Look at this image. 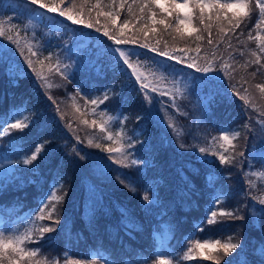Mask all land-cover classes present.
<instances>
[{
    "label": "trees",
    "instance_id": "1",
    "mask_svg": "<svg viewBox=\"0 0 264 264\" xmlns=\"http://www.w3.org/2000/svg\"><path fill=\"white\" fill-rule=\"evenodd\" d=\"M56 2L59 3V0ZM255 2L252 0L253 6ZM119 3L120 0H116L115 4L112 0H64L61 7L68 8L74 4V11L82 12L83 19L93 23L98 20L95 27L103 30L106 26L113 33L127 20L129 23L124 29L125 37L139 36L140 43L148 42L159 49H164L167 44L170 52L173 48H184L185 52H172L182 61L197 58L203 65L206 59H213L212 52L215 49V62L220 64L226 60L230 65L228 72L233 79L218 71L210 74L213 83L205 88L201 83L202 73L187 68L184 62L177 64L175 60L169 61L166 57L157 56L137 44L125 47L138 51V55L148 61H167L177 70L183 71L190 77V92L179 95L163 89L169 94L161 96L158 92L140 90L134 77L128 79L126 74L117 70L115 57L111 55L104 57L110 63L99 76L94 70L88 71L79 65L74 66L75 71L68 72V79L65 80L54 72L49 74L45 67V75L54 78L50 79L53 88L47 89L26 62L30 53L24 38L28 33L21 24L25 23L31 10L25 11L27 5L22 4L21 0H3L0 4V19H13L17 27L12 35L20 33L21 47L17 49L6 38L0 37V113L14 111L15 107L21 111L27 108L36 116L39 124L23 132L14 131L10 137L0 139V154L15 151L14 159L17 154L22 158L42 138L54 137L56 145L51 160L36 162L39 172L35 176H31L27 169L22 172H15L14 169L13 174L7 178L0 177V208L4 209V220L9 222L8 214L11 213V221L16 222L12 226L23 230L24 226H28L25 218L32 216L35 219L33 212L45 202L44 198L51 190L64 196L54 214L61 219V226L57 231L45 234V240L40 241V245H44L41 255L59 259L61 264L65 253L72 259L96 258L95 254L100 253L113 264H139L141 260L151 264L160 247V239L155 237V231L165 237V246L171 254L168 258L172 259L173 264H211L202 259L185 261L183 253L194 239H200L201 242L204 238L226 240L228 235L237 233L239 235L236 239L246 245L239 259H247L249 264H264V258L255 251L264 242V234L250 227L241 229L247 217L262 207L252 197L264 196V160L260 158V148L264 145V94L255 87L264 84V68L257 71L259 65L248 63L254 59L250 52L258 51L255 36L257 33L264 35V25L261 29L255 28L259 10L255 9L241 28L235 30V34L228 32L223 41L221 36L224 34L219 32L215 23L209 36L196 20L193 23L202 29L201 32L191 33L184 40H173L162 25H151L146 15L143 20L138 19L141 14L133 0H125L123 9L119 8ZM97 4L99 8L95 7ZM129 5L133 6L132 15L128 13ZM99 11H119V16L113 24L108 17L97 16ZM156 11L159 12V9ZM56 17L57 20L52 24L65 35L67 41L79 33L84 39H89L79 51L78 58H84L85 50L91 52L92 49L104 46L106 49L102 48L100 52L110 53L111 48L116 46L102 35V31L97 33L95 28L85 29L81 24H72L71 21ZM145 24L157 28L155 33L148 32L146 39L142 32H137ZM197 35H202L204 39L197 41ZM249 35L252 36L251 40ZM209 38L213 40V45H208ZM42 39L39 58L52 56L54 67L57 51L61 48L60 40L54 37ZM157 41H160L158 45ZM229 43L231 47H228ZM197 47L200 48L199 53L195 50ZM73 54L76 56L75 52ZM32 59L36 60L37 57ZM261 64H264V55ZM37 68L39 70V65ZM253 72H256L255 77L250 75ZM198 83L203 91H193ZM231 84H236L241 94L244 88L248 89L249 105H244L239 96L233 93ZM109 86H114L109 93L112 99L100 105L97 111L103 110L106 116L113 117L112 121H115L110 128L113 134L123 130L136 143L134 149L128 150L129 162L139 158L146 161V165L122 168L111 163L105 151L88 145L89 139L94 143L100 142L105 148L119 145L103 139L104 134L100 133L98 127L101 119L91 115V109L95 106L85 103L90 98L102 96ZM145 94L154 97L152 104L144 99ZM49 95L53 99H48ZM77 107L86 115L81 117L76 111ZM149 109L151 115L147 114ZM61 115L64 119L60 118ZM138 116L142 117L139 121L136 120ZM124 117L128 119L121 125L120 121ZM81 119H87L89 123L97 119V126L90 128L82 124ZM246 121L251 131L244 128ZM169 122L174 124L175 132L167 127ZM227 129L241 133L233 144L238 146L237 151H244L245 155L237 156L231 165H220L217 158L210 154L202 155L199 148L211 149L213 138L222 135V130ZM13 137L22 139L17 141ZM142 142L146 146H142ZM180 143H184L185 148L181 149ZM80 155L86 158L80 160ZM57 172L60 173L59 179ZM118 174H127L132 178L137 188L135 195L119 182ZM210 177H215L214 183L208 182ZM250 182L255 187H251ZM150 185L156 186L160 200V205L151 211L145 209L141 199L144 189ZM222 193V202L214 206L216 196ZM219 208H240L246 214V221L225 220L216 225H208L205 217L210 210ZM124 209H127L126 217L122 216ZM256 219L264 223L259 216ZM36 223L48 225L51 222L45 220ZM201 225L203 231L200 230ZM40 245L29 244L28 247L36 248ZM232 259V256L226 258Z\"/></svg>",
    "mask_w": 264,
    "mask_h": 264
},
{
    "label": "snow or ice",
    "instance_id": "2",
    "mask_svg": "<svg viewBox=\"0 0 264 264\" xmlns=\"http://www.w3.org/2000/svg\"><path fill=\"white\" fill-rule=\"evenodd\" d=\"M22 4H26L27 7L25 11L32 10L37 15H34L32 19H37L40 9H46L47 13L58 12L60 17L66 18V20L71 21L72 24H81L85 29L95 28L97 33L102 31V35L107 37L108 40L112 41L114 45H117L115 48H111L110 53H102L99 49H92L91 52L85 50L83 53L84 58H77V64L82 68L87 69L88 71H95L97 76H99L103 71L106 70L109 60L104 59L106 55H111L115 57V62L117 64V70L126 74V78L131 79L135 78V81L139 83L140 90L150 89L151 92L157 93L161 96L168 95L169 93L165 90H158L157 87L152 85V82L148 80V77L143 71L140 70V64L142 61L137 58V53L134 49L131 50H122L119 46H129V45H139L142 49H147L149 52H154L157 56L166 57L167 60H175V63L180 64L185 63L186 67L189 69H194L197 73H202L203 77L201 78V83L205 88H208L209 85L213 83V80L210 77V74L217 73L218 71L224 72L225 76H228L229 79H233L228 72L230 65L225 60L220 64L215 62L216 50L212 52L213 59L207 60L201 65L197 58H192L190 61L177 58L172 54V52H185L184 48H173L172 52L167 50V44L164 49H159L158 47L152 46L148 42L140 43L139 36H128L125 37L124 29L128 27V21L125 20L123 26L116 32L113 33L108 27H103V30L100 27H95L96 23H99L97 20L93 23L91 20H85L82 18V12L74 11L75 5L72 7L62 8L61 4L64 3V0H59V3L56 0H21ZM112 3L115 4L116 0H112ZM133 4L139 9L141 14L138 19L143 20L146 15L148 20L151 22V25H162L165 32H168L172 36L173 40H184L185 36L190 35L194 32H201L200 27H196L193 23L194 20L198 21L201 26H203V31L208 32L211 36V28L213 23L216 24L219 32L224 34L221 36V41H223L224 36L228 32L235 34L236 29H240L244 21L250 18L251 13L255 10H259L258 22L255 24L256 29H261L264 25V0H256L255 5H252V0H133ZM33 6H36L33 8ZM125 6V0H120L119 8L123 9ZM99 8L100 5L95 6ZM159 9V12L156 11ZM128 13L133 14V6L129 5ZM231 13V14H230ZM106 16L108 17L113 24H115L116 19L119 16V11H99L97 16ZM169 18H172L171 20ZM39 19H42L40 17ZM39 22V20H38ZM5 24L8 26L5 27ZM17 25L12 22V18H9L7 21L0 19V37L6 38L12 44H14L17 49L21 47L20 44V33L17 32L15 36L12 35V32L16 29ZM157 31L156 27L145 24L141 28L137 29V32H142L145 39L148 36V32L155 33ZM242 34V33H241ZM197 41L204 39L202 35H197L195 37ZM249 39H252V36L249 35ZM257 43L258 51H251L250 56L254 59L248 61L250 64L259 65L257 71L261 68H264V64H261L262 55H264V35L257 33L254 38ZM157 45L160 41L156 42ZM208 45H213V40L209 38L207 40ZM28 52L30 55L26 58L28 67L36 74L37 78L43 82V86L47 89H52L53 84L51 83L49 76L45 75L43 69L47 67L49 74L53 72L63 79H68L67 70L72 67L69 63H62L58 58L55 61V66L51 61L53 60L52 56H44L42 59L39 58L40 54L37 51L33 50V45L27 44ZM228 47H231L229 43ZM196 52H200V48L197 47ZM66 51L70 54L71 58V48H66ZM23 54V53H21ZM243 55V53H241ZM32 57H37L36 60H33ZM49 63L46 64L45 62ZM39 65V70L37 68ZM130 70V71H129ZM252 77H255L256 72L250 74ZM161 79L162 78H158ZM230 87L235 95L239 96V99L244 102V105H249V92L247 88L243 89V94H241L240 88H237L236 84H231ZM241 87L243 85L241 84ZM255 87L259 90L260 93L264 94V84H257ZM114 89V86H109L106 88L102 96L98 98H90L85 103L91 104L95 107L91 109V115L98 116L101 119V122L98 124L100 133H103V139L111 141L113 144H119L117 147H103L100 142H95L92 139L88 140V145L96 147L101 151L108 152L109 159L112 160L114 164L120 165L122 168H129L134 165L145 164L146 161L133 158L129 162V149H134L136 143L132 141L130 137L127 136L123 130L113 134V132L108 127L113 117L106 116V113L103 110L97 111L99 106L105 104L107 101L112 99V96L109 94ZM117 95L119 93H116ZM48 99H53L51 95L48 96ZM83 99V97H81ZM144 99L148 101L149 104L154 102V97H149L145 94ZM174 99V97H173ZM55 102V101H54ZM75 107V105H73ZM205 110L207 106L205 105ZM59 111V108H57ZM76 111L80 113L81 117L86 115V113L81 112L80 108H76ZM148 115H151V109L148 110ZM106 117V118H105ZM61 119H64V116L61 115ZM142 117H136V120L139 121ZM128 117H124L120 121L121 125L126 122ZM82 124L87 125L88 127L97 126V119H92L91 123L87 119H81ZM39 124V120L34 114L27 108L21 111L18 107H15L14 111L7 113H0V139H3L5 136H11L12 132H23L25 129H28L32 126ZM168 128L172 129L175 132V127L172 122H169L167 125ZM244 128H247L251 131L248 122L244 124ZM143 131V129L141 130ZM223 134L213 138L212 148L200 147L199 152L204 154H210L211 156L219 160L220 165H231L233 164L237 156L243 157L245 155L244 151H237V145L233 144V141L240 137L241 133L239 131H232L231 129L222 130ZM231 133V134H230ZM14 140H20L21 137H13ZM138 141V137H137ZM79 142V141H78ZM218 145V148H217ZM142 146H146L142 142ZM179 147L181 149L185 148L184 143H180ZM23 151V150H22ZM56 145L54 143V137L51 139L42 138L35 142V144L26 151L22 158L17 157L14 160H9L7 166L4 163L0 162V168L3 169L0 172V177L7 178L9 175L15 172H22L24 169H27L31 176H35L39 172V165L36 163L38 160L43 163L44 161L51 160L55 155ZM74 151H76L74 149ZM261 160H264V145H261ZM228 153V155H225ZM79 154V153H77ZM114 154V155H111ZM80 160H84L86 157L80 155ZM4 160H8L7 156L3 157ZM59 167V165H57ZM60 173L57 172V179H59ZM117 179L121 184H124L134 195L137 193V188L135 182L132 181L131 177H128L127 174H118ZM128 183H125V181ZM31 182V181H29ZM210 184L215 182V177H210ZM2 186V185H0ZM251 187H255L250 182ZM55 187V185H54ZM64 195H67L65 193ZM224 198V194L217 195L215 198L214 206H218ZM64 199V196L57 195L55 191H49L48 195L44 198L45 202L33 212L35 219H32V216H28L25 219L28 221V226H24L23 230L13 227L12 225L16 223L11 221V213H9V222H4V209L0 208V264H61L59 259L49 258L47 255H41V250L44 245H40V241L45 240V234L53 233L57 231V228L61 226V219L59 216L54 215L57 211V205L61 203ZM142 202L144 203L146 210H154L155 206L160 205L159 196L156 194V186L150 185L144 189L142 194ZM254 199L262 207L258 211H253L251 217H247V222L241 226L243 228H253L257 232L264 234V223H261L260 220H257L256 217L259 216L261 220H264V196H253ZM103 211V209H100ZM95 209L93 210V215H95ZM122 216H127V209H124ZM50 221L51 223L46 225L43 223L37 224V221ZM246 221V214L242 212L240 208L235 209H226L219 208V210H210L209 215L205 217V222L208 225H216L222 223L223 221ZM128 227V225H125ZM200 230L203 231V225L200 226ZM239 235L233 234L228 235L226 240L217 239V238H204L203 242L200 239H194V241L187 247V250L183 253V259L185 261H192L195 259H202L205 261H210L211 264H249L247 259L240 260L245 248V242L242 240H237L236 236ZM165 237L163 234L160 236V247L159 250L155 252V259L151 261V264H173L172 259L168 257L171 255L164 243ZM235 241V242H234ZM29 244H37L40 247L29 248ZM238 249L240 251H238ZM255 251L259 252V256L264 258V242H261L258 248ZM235 254V255H234ZM96 258L89 259H72L70 256L65 253L63 264H113L108 258L102 256L100 253L95 254ZM232 256V260H226L227 257ZM139 264H149L147 260H141Z\"/></svg>",
    "mask_w": 264,
    "mask_h": 264
},
{
    "label": "rangeland",
    "instance_id": "3",
    "mask_svg": "<svg viewBox=\"0 0 264 264\" xmlns=\"http://www.w3.org/2000/svg\"><path fill=\"white\" fill-rule=\"evenodd\" d=\"M3 0H0V4ZM45 2H47V0H45ZM2 13V11H0ZM28 13H30L29 17L24 21L25 23L21 26L22 28L28 33L27 37H25V41L28 44L33 45V48L35 47L37 52H39V47L42 44V37L44 38H52L54 37L55 40H58L59 38V42L61 43L60 45V49H58L57 51V58L62 62V63H69L72 65L71 68H69L67 70V72H71V71H75L74 70V66H79L77 64V58H78V54L79 51L82 49V47L87 44L89 42V39H84L83 37H81L80 33L79 35H73L72 38L67 41V39L64 38V34H61V32H59L58 29H55V24L54 21L57 20L58 16L59 18H64V17H60L58 12H54V13H47L46 9H40L37 19H32V17L34 15H37L36 13H34L32 10L31 12L29 11ZM40 17H42V19H39ZM66 19V18H64ZM39 20V22H38ZM12 22L14 23L13 19ZM58 24V23H57ZM55 25V26H54ZM5 26L7 27L8 25L5 24ZM84 28V27H83ZM82 28V29H83ZM46 42H49L48 40L45 39ZM100 47V46H99ZM117 47V45L115 46ZM113 47V48H115ZM122 48V50H130L128 49V47L125 46H119ZM66 48H71L72 52H71V58H69L70 54L66 51ZM103 50L106 49L104 46H102ZM101 48V49H102ZM100 51L101 49L98 48ZM75 55L74 56V53ZM135 52L137 53V58L140 59L142 61V63L140 64V70L143 71L145 73V75L148 77V80L152 82V85L157 87L158 89H166L170 92H175L178 93L179 95H184V94H188L190 92V88L192 87V83L190 81V77H188L183 71H179L177 70L178 68H176L174 65L169 64L167 61L166 62H161V61H153L150 60L148 61L147 59L141 57L140 55H138V51L135 50ZM174 56H176L173 53ZM77 64V65H76ZM55 66V65H54ZM47 71V70H46ZM49 79H54L53 77H51L50 75ZM158 78H162L158 79ZM51 83H53V81H51ZM146 91H150V89H145ZM196 90H204L203 87L200 85V83H198L196 86H194L193 91ZM115 121V120H114ZM110 122L109 124V128L112 129V123L114 122ZM111 125V126H110ZM260 130V128H259ZM263 130V128H262ZM119 146V145H118ZM14 152L11 153H7V152H3L0 154V162L4 163L5 166L8 165L9 160H14ZM106 155H110L108 152H106ZM114 155V154H111ZM7 156L9 159L8 160H4L3 157ZM113 163V162H111ZM110 165V164H109ZM3 169L0 168V171H2Z\"/></svg>",
    "mask_w": 264,
    "mask_h": 264
}]
</instances>
